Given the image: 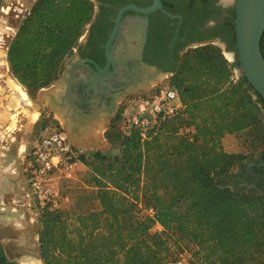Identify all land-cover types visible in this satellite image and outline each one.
I'll list each match as a JSON object with an SVG mask.
<instances>
[{"label": "trees", "instance_id": "1", "mask_svg": "<svg viewBox=\"0 0 264 264\" xmlns=\"http://www.w3.org/2000/svg\"><path fill=\"white\" fill-rule=\"evenodd\" d=\"M93 10L90 0L35 1L6 55L29 95L59 80ZM260 49L264 58V32ZM236 64L214 45L189 49L166 84L178 93V113L157 119L144 140L111 125L105 138L118 154L78 156L100 209L40 210L42 264H168L180 256L169 232L194 246L189 264H264V196L217 184L246 159L224 152L225 136H242L249 151L264 147V100L235 79ZM155 225L162 232L151 233Z\"/></svg>", "mask_w": 264, "mask_h": 264}, {"label": "flooded vegetation", "instance_id": "2", "mask_svg": "<svg viewBox=\"0 0 264 264\" xmlns=\"http://www.w3.org/2000/svg\"><path fill=\"white\" fill-rule=\"evenodd\" d=\"M90 1L94 9L92 19L69 59L80 62L97 74L107 68L102 74L104 78L132 67H137L142 72H145V67H155L165 74H170L188 49L213 42L222 44L234 57L236 55L233 25L235 0H158L160 8L148 13L143 11L153 7L154 0ZM6 2L7 0H0V13H5L3 8ZM130 6L134 9L129 8ZM4 29L10 30L8 27ZM111 36L114 37L111 39ZM126 36H135L133 45L119 48L120 42L125 40ZM236 61L235 58L234 63ZM85 73L88 77L92 76L88 70H85ZM4 92L7 93L2 91L3 94ZM261 118L264 121V107L261 110ZM8 134L0 130V143L7 140ZM8 152L0 154V172L17 175L19 173L12 167L15 161L14 153ZM236 167L237 173L230 172L217 181L233 191L240 190L264 196V147L254 157ZM23 178L24 181L19 177L17 183H9L13 187L16 184L22 185L20 196H15V202L21 206L25 204L27 192L25 175ZM3 195L5 201L9 196L7 193ZM27 222L13 225L0 221V229L9 228L14 233H22L21 240L18 241L20 247L32 258L39 259L33 231ZM0 260L3 264H18L15 259L6 255L1 244Z\"/></svg>", "mask_w": 264, "mask_h": 264}, {"label": "rangeland", "instance_id": "3", "mask_svg": "<svg viewBox=\"0 0 264 264\" xmlns=\"http://www.w3.org/2000/svg\"><path fill=\"white\" fill-rule=\"evenodd\" d=\"M35 1L36 0H7L6 6L3 8L5 13H0V118H4V120L0 122V130L7 132L8 128L11 127L12 122H15L16 124L15 130L11 132L10 136L6 138L7 140L0 143V152L5 154L8 151V153H14L13 158L15 161L12 167L19 174L9 175V173L7 172H4L3 174L5 179H10V181L13 183H17L18 178H22L25 175V170L28 166L29 161V154L31 153L32 147L34 146V143L38 139L41 132L48 128L63 130V121L61 120L60 115L52 111L45 102L39 99V92L29 95L27 93V90L19 85L13 78L6 61L9 44L14 38L23 20L30 12ZM4 27L10 28V30H5ZM82 38L83 36L80 38L78 45L81 42ZM206 45L216 46L222 51L224 57L228 60V62L234 63L235 60L231 58V52L225 50L222 44L213 42ZM200 46L204 45H196V47ZM70 57H68L67 60H69ZM66 61L64 62V70L66 67ZM234 73L235 77L239 79V77L237 76V72L234 71ZM170 76L171 74H167L166 78H159V80L155 82V84L149 86V88L145 91L139 88L137 90H133L127 96L122 98L117 103L116 112L111 117L109 125L107 123L101 129L99 143H97L96 146H93L95 147L94 150H84L82 154H85L86 156H89L92 152H100L101 154L107 156H114L118 154V148L116 146H112L105 138L106 131L111 127V125H113L115 130H117L121 134H126L124 124L126 113L129 111V109L135 107L136 102L140 98H149L153 96L160 87L168 83V79L170 78ZM61 77L59 78V80L61 79ZM11 81L21 87V89L27 95V100L22 101V96L20 97L18 91H16L17 94L15 95V91L11 88ZM58 81L54 82L51 86H53ZM4 90L7 91V93L4 92L3 94L2 91ZM17 98H20L21 100ZM16 102H19V104L15 108ZM118 114H120V120L114 124L113 120L117 117ZM12 117H15V121H12ZM222 144L224 152L228 154H239L246 156V159L233 166L230 169L229 173H237L236 166L238 164L246 162L261 150L260 149L258 151L257 148L256 150L249 151L246 148L247 142L244 141V138L242 136H225L222 140ZM256 151L258 152L255 153ZM89 178L90 173L87 167L83 164H79L77 166V172L74 180L67 181L60 179L55 182L61 195L60 211H63L65 213H87L100 209L98 201L96 200L95 190L88 183ZM217 184L221 183L217 181ZM21 188L22 185L20 186L16 184L13 189H8L9 191L13 190L8 194V196H20ZM9 197L4 202H9ZM24 201L25 204L23 206L16 202H11V205H13L16 209L25 212L26 220L29 222V225L32 228V236L38 248L37 231L39 227L41 212L35 204H31V206H28V202L26 200ZM138 210H140L144 214L147 212V214L152 216L149 211L144 209V205H142L141 203L138 204ZM160 232H162V229L158 225H155L151 230V233ZM165 235H167L170 239L169 246L171 248V252H175V254L179 253V257H182L186 261L190 262V260L192 259L191 254L195 249L194 246L189 242L183 240L181 236H178L175 233L169 232L165 233ZM21 236L22 233H14L9 228L0 229V244L2 245L4 252L10 259H15V261L27 264L25 262H28L30 260L29 258L32 257L29 256V254H27L25 250L20 247L21 244H19L18 241L21 240ZM11 242H14L16 244H12ZM38 260L39 263L42 264L41 260ZM31 262L29 261L28 263Z\"/></svg>", "mask_w": 264, "mask_h": 264}, {"label": "water", "instance_id": "4", "mask_svg": "<svg viewBox=\"0 0 264 264\" xmlns=\"http://www.w3.org/2000/svg\"><path fill=\"white\" fill-rule=\"evenodd\" d=\"M154 1L155 5L143 13L160 8L159 1ZM129 8L134 9L132 6ZM233 25L236 55L234 57L231 53V58L237 60L234 70L239 78H245L253 98L256 99L257 94L264 100V58L260 49L264 32V0H235ZM65 64L61 79L53 86L40 90L39 99L52 111L62 115L63 131L68 140L75 148L83 150H94L93 146L100 141L101 129L105 124L109 125L110 118L116 112L117 103L122 98L139 88L145 91L159 78L167 77L158 68L145 67L143 73L146 76L140 83L124 86L116 83L120 71L104 78L102 74L107 68L97 74L73 59L67 60ZM85 70L92 76L88 77ZM99 96L105 101L95 103L94 98ZM6 214L0 211L1 220L8 221ZM29 259L39 263L38 259Z\"/></svg>", "mask_w": 264, "mask_h": 264}, {"label": "built area", "instance_id": "5", "mask_svg": "<svg viewBox=\"0 0 264 264\" xmlns=\"http://www.w3.org/2000/svg\"><path fill=\"white\" fill-rule=\"evenodd\" d=\"M181 108L178 93L167 85L163 86L159 93L149 98H140L135 107L129 109L124 124L126 134L135 130L144 140L157 119L171 118ZM185 132H188V129H185ZM83 151L70 143L62 129L48 128L42 131L32 147L25 170L27 182L25 200L28 206L35 204L40 210L44 208L50 211L59 210L61 195L55 182L60 179L67 181L75 179L77 166L81 164L77 158ZM149 213L153 215L152 210H149ZM168 264L189 262L179 257L170 260Z\"/></svg>", "mask_w": 264, "mask_h": 264}, {"label": "bare ground", "instance_id": "6", "mask_svg": "<svg viewBox=\"0 0 264 264\" xmlns=\"http://www.w3.org/2000/svg\"><path fill=\"white\" fill-rule=\"evenodd\" d=\"M133 39H136L135 38V36H126L125 37V40H122L121 42H120V47L119 48H123V47H125L126 45H129L130 46V44H132V42H133ZM125 45V46H124ZM133 45V44H132ZM129 46H128V48H129ZM125 49V48H124ZM130 50V49H129ZM123 53V52H122ZM126 55V54H125ZM127 56V55H126ZM122 58V57H121ZM145 74L139 69V68H137V67H132V69L130 68V70L129 69H127V68H124L123 70H120V75H119V77L117 78V80H116V83L118 84V85H124V86H129L131 83H140V81H142L144 78H145ZM10 84H11V88L15 91V95L17 94V92L16 91H18V94H20V97H21V99H22V101L23 100H27V95H26V93L21 89V87L19 86V85H17V84H15V83H13L12 81L10 82ZM14 93V92H13ZM17 99H20V98H17ZM20 99V100H21ZM103 101H105L104 100V98H101L100 96L99 97H97V98H94V102L95 103H98V102H103ZM18 104H19V102H16V104H15V108L18 106ZM102 112H103V110H101ZM56 114H58V115H60L59 113H56ZM16 116V115H15ZM60 117H61V120L63 121V119H62V115H60ZM4 120V118H0V122L1 121H3ZM7 120V119H6ZM12 121H15V117H12ZM6 122V121H5ZM63 123V122H62ZM15 127H16V124H15V122H12L11 123V127L10 128H8V135L7 136H10V134H11V132H13L14 130H15ZM2 134V133H1ZM1 137V136H0ZM11 212V211H10ZM15 213V212H14ZM13 215H15V214H13ZM30 262L32 261H34L33 259L32 260H29ZM28 261V262H29ZM27 262V261H26Z\"/></svg>", "mask_w": 264, "mask_h": 264}, {"label": "crops", "instance_id": "7", "mask_svg": "<svg viewBox=\"0 0 264 264\" xmlns=\"http://www.w3.org/2000/svg\"><path fill=\"white\" fill-rule=\"evenodd\" d=\"M0 154H1V152H0ZM3 174H4L3 171L0 172V211L2 212V214L7 213L6 216L9 219H8V221H3L0 218V221L4 222L5 224H13V225L14 224H18V225H20V222H22V223L27 222L26 216H25V212H23L22 210L16 209L13 205H11L9 203L7 204L6 202H4V195L3 194L4 193L9 194L13 190L9 191L8 189H13L14 187L9 184V183H13V182H11L10 179H5ZM9 175H13V174L9 173ZM22 181H24V178H23ZM9 198H10L8 200L9 202H15L16 201L15 196H12V197H9ZM13 214H15V215H13ZM27 223H29V222H27Z\"/></svg>", "mask_w": 264, "mask_h": 264}]
</instances>
